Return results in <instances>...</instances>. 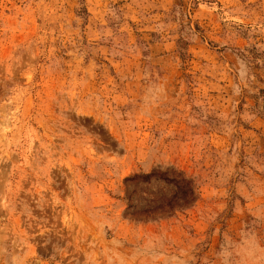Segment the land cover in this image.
<instances>
[{
	"label": "rangeland",
	"instance_id": "1",
	"mask_svg": "<svg viewBox=\"0 0 264 264\" xmlns=\"http://www.w3.org/2000/svg\"><path fill=\"white\" fill-rule=\"evenodd\" d=\"M0 264H264V0H0Z\"/></svg>",
	"mask_w": 264,
	"mask_h": 264
}]
</instances>
